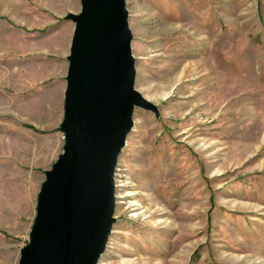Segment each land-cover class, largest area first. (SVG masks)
<instances>
[{
    "label": "rangeland",
    "instance_id": "rangeland-1",
    "mask_svg": "<svg viewBox=\"0 0 264 264\" xmlns=\"http://www.w3.org/2000/svg\"><path fill=\"white\" fill-rule=\"evenodd\" d=\"M135 107L98 264H264V0H125ZM81 0H0V264L65 148Z\"/></svg>",
    "mask_w": 264,
    "mask_h": 264
},
{
    "label": "water",
    "instance_id": "water-1",
    "mask_svg": "<svg viewBox=\"0 0 264 264\" xmlns=\"http://www.w3.org/2000/svg\"><path fill=\"white\" fill-rule=\"evenodd\" d=\"M68 55L65 148L47 172L30 244L19 264H98L116 205L117 159L135 107L156 106L135 88L125 0H81Z\"/></svg>",
    "mask_w": 264,
    "mask_h": 264
}]
</instances>
